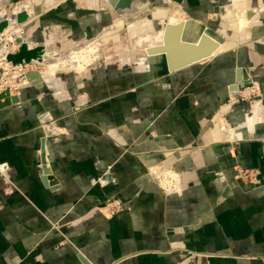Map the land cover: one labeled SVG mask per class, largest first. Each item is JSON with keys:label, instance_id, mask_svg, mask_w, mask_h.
Returning <instances> with one entry per match:
<instances>
[{"label": "crops", "instance_id": "crops-1", "mask_svg": "<svg viewBox=\"0 0 264 264\" xmlns=\"http://www.w3.org/2000/svg\"><path fill=\"white\" fill-rule=\"evenodd\" d=\"M173 1L167 24L182 26L162 53L148 49L164 45V29L153 40L137 32L119 64L54 83L41 70L40 87L27 80L0 110V264H264V0ZM102 7L112 10L108 0H30L39 34L28 46L51 45L41 36L66 25L69 44L78 26L105 30ZM139 41L149 42L142 53ZM251 82L260 106L243 116L237 94ZM158 167L174 168L182 191L154 187L145 173ZM108 199L123 209L105 216Z\"/></svg>", "mask_w": 264, "mask_h": 264}, {"label": "rangeland", "instance_id": "rangeland-1", "mask_svg": "<svg viewBox=\"0 0 264 264\" xmlns=\"http://www.w3.org/2000/svg\"><path fill=\"white\" fill-rule=\"evenodd\" d=\"M142 1H144L143 5L139 6V8L136 7L129 13L133 17V19L132 17L130 19L120 17L121 13L123 12H113V10H110V9L106 10V7L100 8L105 11L108 17L106 20V23L108 24L106 25L105 30L104 28H102L103 30H101L100 32L95 31L94 29L95 26L90 24L88 30H85L83 32L78 26L76 30H78L79 35L75 40L72 41L71 44H69L68 42H64L65 40H62L65 34L68 33V31H70V28H72V26L70 25H66L67 28H65V30H62L63 34L61 35L62 32H60L58 37L57 36L55 37L54 34L57 32L52 29L48 30L47 37L41 36V38L42 37L44 38L43 40H46L48 43H51V45L49 44L45 45L44 42H39L40 37H37L36 40L38 42L36 43H38V45L41 43L39 46H41V50L44 53L42 59L44 58L46 54H49L53 51L59 52V54L57 55L53 54L54 57H57L58 62H57V65H54L55 67L53 66V68L50 69V70H53L52 72L55 71V73L53 74L52 83H54V81L56 80L55 75L56 76L74 75L75 78L81 80L83 75H86L88 71L90 72L93 69L98 68L99 66L101 67V65L105 63L115 62L119 64L118 63L119 58L115 56L116 53L117 52L119 53L120 51L125 52L126 50L131 49V47L133 46L132 41L134 40L133 36L137 34V32H140V34H145L146 32H150L149 34L147 33L146 34L150 35L151 37L150 39L153 40V38H155L158 32H160L162 29L165 30L168 18L169 17L172 18V15L175 13L176 9L172 10V9H168V7H164L163 3L166 2V0L164 1L163 0H142ZM21 2L22 3L25 2L28 4L29 7L28 6L27 7L29 11L30 0H8L6 5L2 9H0V11L2 12V14L6 15L7 18H9L11 15H17L21 13L22 11L21 5L24 6L23 4H21ZM100 2H102V0H100ZM161 3H162V6H158ZM168 3L174 4L175 1L168 0ZM156 8L164 10L165 18H163V20H160L158 17H156L154 14L151 13ZM36 10L41 11L40 9H36ZM96 10L97 8L90 7V11L95 12ZM146 12H149V13H146ZM155 20L157 22L156 24H157L158 29H156V25L155 26L151 25L147 27V25L145 24V23L147 24L152 23ZM78 23H81V21ZM33 24H34L33 18H31L21 23L18 26H16L15 23H14L15 26L14 25L10 26L9 24V26H7L0 33V51L4 49L6 52L4 57L0 56V82L12 81L17 84V90L10 91L11 95L12 93L14 95L20 94L19 91L21 89V85H23V83H26L28 80L27 78L26 80L24 79V81L21 80L23 79L22 77L24 74L26 75L28 72H31V71L41 72V70L46 69V67L42 63L41 65H39L36 62H34L35 61L34 60L31 63H29L26 67L22 66L23 68L20 71L21 76H19L18 72L14 68L16 66H20L21 64H14L10 62L7 58V56L14 55L17 53L18 51L17 41L18 40L20 41L23 40L25 43H28L27 41L29 37L30 39L31 38L34 39L37 36V34H39V31L37 30L38 29L37 27L39 26L32 27ZM27 28L28 29L31 28V29L27 31L26 30ZM149 30H153V32ZM81 32L83 33L81 34ZM138 44L141 47L138 52L142 53V50L148 47L147 45L149 44V42L139 41ZM220 44L226 47V41L224 39L220 40ZM159 45L161 46V44ZM33 47H37V46H33ZM33 47H29V49H32ZM72 49H75V51H72ZM69 51H72L73 54L72 55L66 54ZM4 62L8 63V65L6 66ZM77 63L81 65L78 69H75V70L66 69L67 67L74 68V65H77ZM59 69H63V70H59ZM128 69H131V68H128ZM41 80H43V77ZM260 96L261 95L257 91L256 93L252 94V96L250 97L251 98L250 100L252 101L258 100ZM238 100H240L243 104L248 106V103H246V101L243 102L240 97H238ZM250 100H247V101H250ZM250 112L253 113L252 106L251 108H248V109L246 108V110L243 112V116H247ZM160 153L163 154L162 156L165 159L166 153L165 152L164 153L160 152ZM145 175L146 176L150 175L149 177H151V179L154 181V184H153L154 187H157V189L163 195H166V193L177 194L180 191H182V181L179 176V173L172 167L168 169L166 167H158L155 170L150 169V171L145 173ZM237 175L238 177H240V179L246 180L247 181L246 183H250V184L259 183L258 179L256 178L258 174L255 171L242 169V170L237 171ZM122 209H123V205H120L116 208L115 211L118 212V211H121ZM112 215L113 214L109 216H112ZM180 256L185 257L186 255L181 254ZM262 261L264 263V259Z\"/></svg>", "mask_w": 264, "mask_h": 264}, {"label": "water", "instance_id": "water-1", "mask_svg": "<svg viewBox=\"0 0 264 264\" xmlns=\"http://www.w3.org/2000/svg\"><path fill=\"white\" fill-rule=\"evenodd\" d=\"M109 1L112 5L113 12H127V11H131L132 7H133V0H109ZM10 18H12L15 21V25L18 26L21 23L29 20L31 18V15H29V13H28V8L26 6H24V7H22L21 13H19L17 15H11ZM7 26H9V21L7 20L6 15L0 16V33ZM181 26H182V23L175 25V26L167 24L165 27V30H164V32H165L164 45L163 46L162 45L157 46V47L152 48V49H148V53L149 54H150V52L151 53H162L163 51H165V49H166L165 46L169 45L167 43V41H168L167 36H169L170 31L173 28H175V30L178 32V30L180 29ZM176 36H177V34H176ZM175 40H177V39H175ZM17 46H18L17 53L14 55L7 56L8 60L10 62H12L14 64L28 65L33 60H37L38 62H40L42 60L44 53L41 50V46H37V47H34L32 49H29V47L27 46V43H25L23 40L22 41L18 40ZM173 46H174V44H173ZM173 49H174V47H173ZM49 54L50 55L51 54L57 55V54H59V52L53 51ZM49 54L46 56H50ZM203 59H205V58H203ZM203 59L196 60L194 62L201 61ZM190 63H193V62H187V63H184L183 65L186 66V65H189ZM37 75H38L37 71H31V72H28L26 74V78L28 80L32 81L33 78ZM32 83H34V82L32 81ZM34 84L36 87L41 86V82H39V81L34 83ZM249 85H250V83H247V84L245 83L244 87L245 86L247 87ZM240 89H241V87H239V90ZM18 102H19L18 95H11V93L8 89L0 93V110H2L3 108H6L8 106H11L13 104H16ZM44 143H45V141L42 139L41 140V155L42 156L44 154ZM0 170H2L1 166H0ZM45 174H48V172L46 171ZM79 259L83 264H91L84 256L79 257Z\"/></svg>", "mask_w": 264, "mask_h": 264}, {"label": "built area", "instance_id": "built-area-1", "mask_svg": "<svg viewBox=\"0 0 264 264\" xmlns=\"http://www.w3.org/2000/svg\"><path fill=\"white\" fill-rule=\"evenodd\" d=\"M4 64L6 66L8 65V63H6V62H4ZM22 66H25L26 67L27 65H20V66H16L14 68L18 72L19 76H21L20 71L23 68ZM17 68H19V69H17ZM8 85L9 86L12 85V86L7 87ZM7 89L9 91H12V90L16 91L17 90V84L15 82H12V81H8V82H3L2 81V82H0V93L3 92V91H5V90H7ZM257 91H259V88L256 87L255 84L251 82L249 86L243 87L241 89V91L238 92L237 97H240L243 102L246 101V103H248V107L251 108V106L253 107V105H254L255 102L259 101V100H253V101L250 100L251 99L250 97L252 96V94L256 93ZM247 100H250V101H247ZM263 146H264V144H263ZM120 205H121V203L118 202L116 199H108L104 203V205L102 207H100V208L102 210H104V211L106 210L108 212V213L104 212V215L105 216L107 214H108L107 216H109V215L114 214L115 212H117L115 210Z\"/></svg>", "mask_w": 264, "mask_h": 264}, {"label": "bare ground", "instance_id": "bare-ground-1", "mask_svg": "<svg viewBox=\"0 0 264 264\" xmlns=\"http://www.w3.org/2000/svg\"><path fill=\"white\" fill-rule=\"evenodd\" d=\"M109 1V0H108ZM110 2V1H109ZM111 4V3H110ZM4 5H5V0H0V9H2L3 7H4ZM112 6V5H111ZM27 7V6H26ZM28 8V7H27ZM28 13H29V11H28ZM2 12L0 11V16H4V14H2ZM29 15H30V13H29ZM8 19V21H9V24H10V26H12V25H14V23H15V21L12 19V18H7ZM15 26V25H14ZM15 33H16V31H15ZM5 50L3 49V50H1L0 51V56L1 57H4L5 56ZM49 53V52H48ZM46 55H48V54H46ZM44 56V58L40 61V63H42L45 67H46V69L45 70H43V72H42V75H43V77L45 78V80L48 82V81H50L51 80V74H52V71L53 70H50V69H52L53 68V66L54 65H57V57H54L53 55H50V56ZM34 61V60H33ZM35 61H37V60H35ZM38 62V61H37ZM36 62V63H37ZM41 65V64H40ZM55 67V66H54ZM38 72V75L37 76H35L34 78H33V82L34 83H36V82H40L41 81V79H42V75H41V72L40 71H37ZM23 79H21V80H23L24 81V79L26 80V75L24 74L23 75V77H22ZM7 87H9V86H7ZM241 91V89L239 90V92ZM238 92V91H237ZM237 92H233V94H235V93H237ZM259 106H260V104H259V101H257V102H255L254 103V105H253V113L254 114H256L257 112H258V109H259ZM164 186V185H163Z\"/></svg>", "mask_w": 264, "mask_h": 264}]
</instances>
